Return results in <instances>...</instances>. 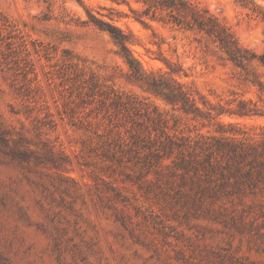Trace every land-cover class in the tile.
Here are the masks:
<instances>
[{"label":"rangeland","instance_id":"obj_1","mask_svg":"<svg viewBox=\"0 0 264 264\" xmlns=\"http://www.w3.org/2000/svg\"><path fill=\"white\" fill-rule=\"evenodd\" d=\"M191 1L264 52V0ZM140 9L0 0V264H264V65Z\"/></svg>","mask_w":264,"mask_h":264},{"label":"trees","instance_id":"obj_2","mask_svg":"<svg viewBox=\"0 0 264 264\" xmlns=\"http://www.w3.org/2000/svg\"><path fill=\"white\" fill-rule=\"evenodd\" d=\"M128 2V0H115ZM141 5L140 10H136L135 19L141 24H147L149 21H159L171 23L181 29L197 30L209 37L219 49L237 66H244L248 62H257L264 65V52L257 54L242 47L229 27L222 22L216 15L208 9L201 7L191 0H133ZM104 31L110 36L121 48V56L128 65L133 77L142 81L143 72L139 68V63L131 55L127 43L129 42L126 35L119 28L106 24ZM149 88L158 91L166 89L164 97L173 105H179L184 112L190 110L192 103L185 92L178 88L162 86L160 82L152 80L147 82ZM249 113V111H246ZM207 158H211L208 157Z\"/></svg>","mask_w":264,"mask_h":264}]
</instances>
